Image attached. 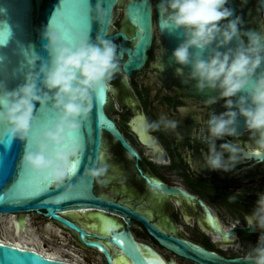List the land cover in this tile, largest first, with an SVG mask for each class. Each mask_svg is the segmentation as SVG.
I'll list each match as a JSON object with an SVG mask.
<instances>
[{"label":"clouds","instance_id":"1","mask_svg":"<svg viewBox=\"0 0 264 264\" xmlns=\"http://www.w3.org/2000/svg\"><path fill=\"white\" fill-rule=\"evenodd\" d=\"M228 3L229 0H160L156 6L158 27L163 25L161 34L165 29L183 31L182 42L172 52L174 62L180 66L176 74L184 84L195 80L201 93L206 89L218 90L219 97L209 98L207 103L222 99L228 109L219 115L213 113L204 122L206 135L202 138L209 150L204 156L206 166L226 172L235 167L245 151L264 155V70H260L264 66V31H242L241 17L229 19L233 11L226 7ZM90 12L101 24L108 15L100 4L94 9L88 7L84 15ZM67 30L70 40L54 29L50 21L41 32L48 58L30 45L23 50L27 66L24 82L8 90L0 81V125L5 126L10 140L26 141L21 166L57 186L72 178L71 166L83 156L82 144L72 142L70 137L80 133L89 120L95 93L110 85L121 70L119 46L112 39L97 35L93 42L88 28ZM242 37L247 38L246 43ZM234 40L238 42L235 48L229 46ZM186 68L190 70L185 71ZM245 91L247 95L243 94ZM37 103L39 112L52 113L53 118L33 135ZM238 116L245 118L250 143L244 148L239 143L227 142L218 149L217 140L237 136ZM145 126L149 130H174L178 122L161 114L156 121L146 120ZM149 148L154 153L163 152L155 142ZM107 170L101 156L88 169V175L100 178ZM258 195L253 213L244 216L249 228L261 230L257 245L245 257L250 264H264V194Z\"/></svg>","mask_w":264,"mask_h":264},{"label":"flooded vegetation","instance_id":"2","mask_svg":"<svg viewBox=\"0 0 264 264\" xmlns=\"http://www.w3.org/2000/svg\"><path fill=\"white\" fill-rule=\"evenodd\" d=\"M127 1L123 0V3ZM159 2L151 0L153 39L148 59L141 70L134 71L131 76L125 74L127 84L119 83L116 76L113 78L110 82L111 100L106 109L139 157L132 156L115 138L105 133L103 158L108 170L103 177L96 178L95 193L144 217L158 234L188 242L227 260L245 259L261 235V230L256 227L248 231L250 228L244 216L253 213L258 194H264V162H258L250 157V151H245L230 171L212 170L206 166L204 156L209 150L202 139L206 135L204 122L213 113L219 115L228 109L222 99L209 104L192 93L191 88L176 86L180 79L177 74L171 79L164 75L168 69L163 60L166 43L158 27L156 6ZM234 2L242 19L241 30L249 31L256 25L254 16H248L250 9L253 12L256 9L255 0ZM230 4L231 0L226 7ZM123 21L124 11L119 8L112 32H124L131 37ZM243 38L247 41L246 37ZM113 41L118 44V40ZM161 114L177 121L176 129L146 128V120L156 121ZM250 136L246 130L236 137L217 140L216 145L219 149L220 144L233 142L246 148ZM153 142L163 149L162 153L151 151L149 145ZM145 177L150 183L179 190L190 197L165 192L149 184ZM232 197L234 199H230ZM103 214L122 229L128 227L139 244L149 246L167 264H199L168 249L134 217L109 209ZM27 215L37 217L30 221L33 226L43 219L56 224L72 236L77 248L95 253L107 264L101 254L85 248L74 233L50 218L34 212L11 216L20 221ZM70 220L85 229L77 218L71 217Z\"/></svg>","mask_w":264,"mask_h":264},{"label":"water","instance_id":"3","mask_svg":"<svg viewBox=\"0 0 264 264\" xmlns=\"http://www.w3.org/2000/svg\"><path fill=\"white\" fill-rule=\"evenodd\" d=\"M97 4L108 11V15L103 18V24L92 18L95 13L90 12L88 16L84 15L88 7L94 9ZM254 4L255 11L250 9L248 16L249 18L254 16L256 25L249 31L262 32L264 31V0H255ZM119 8H123V24L130 31L131 37L124 32H112V24ZM229 8L233 11V17L229 19H234L238 16V8L234 0H231ZM73 18L80 30L86 28L90 30L93 42L97 35L118 40L121 71L116 75V80L119 83L127 84L125 74L131 76L134 71L143 68L153 39L151 0H128L126 3H123V0H0V42L3 43L0 44V56L4 57V60L0 61V81L6 84L8 90H13L24 82L27 66L23 50L34 45V50L47 59L48 54L43 48L46 41L41 39V32L51 21L52 27L60 31L66 40H70V33L64 31V25ZM162 27V23L159 24L160 32ZM161 35L166 43L163 60L168 69L164 75L167 74L166 77L171 79L176 74V68L180 67L174 62L172 52L182 42L183 31L169 32L165 29ZM242 39L245 43L247 42L243 37ZM237 44L238 42L234 40L229 46L235 48ZM224 50L226 49H221V51ZM189 70L185 69V71ZM260 70H264V66ZM196 83L193 80L184 84L180 77L176 86L191 88L192 93L205 101L219 97L218 90L206 89L203 93L199 92ZM111 92L110 85H106L95 93L91 116L85 122L81 132L75 135L80 138L78 143L82 144L84 149L75 174L63 185L57 186L51 182L49 188L38 195L21 189V179L25 170L31 171L20 164L26 141L10 140L5 133V126L0 125V217L34 212L50 218L74 233L85 248L96 250L101 254L107 264H117L121 257L129 261V264H138L136 257L128 251L130 246L135 247L139 253V264H167L149 246L139 244L128 227L122 229L121 225L105 217L103 211L109 209L134 217L164 242L168 249L199 264H250L243 258L227 260L203 248L193 247L188 242L158 234L144 217L127 207L96 195V178L88 175V169L92 168L94 162L103 156L105 133L115 138L132 156L139 157L106 111L111 100ZM243 94L247 95V92ZM42 114L45 120L39 130L48 125L53 114L39 112L37 103L36 115L39 117ZM246 130L245 118L238 116L237 133L242 134ZM36 132L37 129L34 126L33 135ZM250 157L258 162H264V155L257 153L251 154ZM146 181L156 188H162L165 192L180 193L185 197H190L179 190L150 183L147 178ZM70 216L80 220L85 229L70 220ZM24 220L21 219L20 224H23ZM253 230L254 228H250L248 231ZM121 238L123 243L118 242ZM0 246H3L0 247V264H76L50 259L35 250L19 248L11 244L0 243ZM111 252L116 255L117 259Z\"/></svg>","mask_w":264,"mask_h":264},{"label":"rangeland","instance_id":"4","mask_svg":"<svg viewBox=\"0 0 264 264\" xmlns=\"http://www.w3.org/2000/svg\"><path fill=\"white\" fill-rule=\"evenodd\" d=\"M259 18L261 15L259 14ZM32 220H36L37 217L35 215H30ZM12 216H4L0 217V239L6 241H22L30 244L32 247H36L40 250H47L48 253L54 254L57 257H61L62 259H76L80 261L82 264H105L103 259L92 252L84 251L80 248H77V245L74 242V239L70 234L66 231L61 230L57 227L56 224H49L47 220H41L38 223L36 222L33 225H29L25 228V232L21 231L20 233L14 232L11 227L7 224L11 220ZM49 224V225H48ZM29 229V230H28ZM29 232V233H27ZM22 239V240H21ZM30 239V240H29ZM61 243H65L67 245L66 249H74L75 255L78 257H74L66 254H61L55 249H51L50 247H56L58 250L62 248ZM46 244V245H45ZM49 249V250H48ZM44 251V250H43ZM97 259H100L99 263Z\"/></svg>","mask_w":264,"mask_h":264},{"label":"snow or ice","instance_id":"5","mask_svg":"<svg viewBox=\"0 0 264 264\" xmlns=\"http://www.w3.org/2000/svg\"><path fill=\"white\" fill-rule=\"evenodd\" d=\"M133 7L135 8V5H133ZM71 26L72 28H75L77 31H80L78 25L75 22V19H69L65 25H64V31L66 33L68 32V27ZM0 44H3L2 42H0ZM44 120L45 117L42 115H40L39 117H37V124H36V129L37 131H39V128L43 126L44 124ZM79 137L74 136V137H70V140L72 142H79ZM79 164V161H76L73 163V165L71 166V173L75 174L76 169H77V165ZM51 184L50 180L45 177V176H41V175H37L34 174L31 171H27L25 170L23 177L21 179V189H23L25 192H29V193H33V194H40L43 193L44 191H46L49 188V185ZM13 195H15V193H13ZM116 237H114L115 239ZM118 242L123 243V239L121 238ZM3 247V246H0ZM128 251L136 257L137 262L139 264L140 261V255L139 253L136 251L135 247H129ZM5 256L7 257V253L5 252ZM117 264H129V261H127L125 258L121 257L118 261Z\"/></svg>","mask_w":264,"mask_h":264},{"label":"bare ground","instance_id":"6","mask_svg":"<svg viewBox=\"0 0 264 264\" xmlns=\"http://www.w3.org/2000/svg\"><path fill=\"white\" fill-rule=\"evenodd\" d=\"M30 221H31V218H30L29 215H27V217L25 218L23 224H20V222L18 221V219L15 218V216H14V217L11 218V220L8 222L7 225L9 227H11V229L14 232L20 233L21 231H24L25 232V228L28 227L30 225V223H31ZM27 233H29V232H27ZM0 243H3V244H11V245H14V246L19 247V248L32 249V250H35L37 252H40L45 257L50 258V259H55V260L62 259L61 257H57L54 254L48 253L49 251L47 252V250H45V249H43L44 250L43 251V250H40V249H38L36 247H32L30 244H28L26 242H22V241H13L12 242V241H6V240L0 239ZM60 245L63 246V247L60 248L59 250L56 247L55 248L54 247H50V248L57 250L61 254L70 255L71 258H72V256L78 257L77 255H75V250L74 249H70V248L69 249H66L67 245L65 243H61ZM97 260H98L99 263L101 262L100 259H97ZM69 261L74 262L76 264H82L80 261H78V260H76L74 258L70 259Z\"/></svg>","mask_w":264,"mask_h":264},{"label":"built area","instance_id":"7","mask_svg":"<svg viewBox=\"0 0 264 264\" xmlns=\"http://www.w3.org/2000/svg\"><path fill=\"white\" fill-rule=\"evenodd\" d=\"M60 261H65V262H69V263H74V262H71L69 261L68 259H59Z\"/></svg>","mask_w":264,"mask_h":264}]
</instances>
